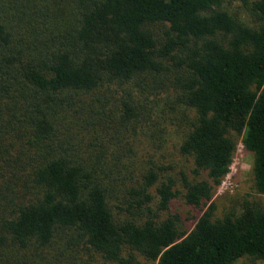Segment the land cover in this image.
Returning <instances> with one entry per match:
<instances>
[{"label":"trees","instance_id":"trees-1","mask_svg":"<svg viewBox=\"0 0 264 264\" xmlns=\"http://www.w3.org/2000/svg\"><path fill=\"white\" fill-rule=\"evenodd\" d=\"M174 119L189 167L125 163L126 130L160 147ZM239 142L264 194V0H0V264L57 240L121 264L264 261V206L213 217Z\"/></svg>","mask_w":264,"mask_h":264},{"label":"rangeland","instance_id":"rangeland-1","mask_svg":"<svg viewBox=\"0 0 264 264\" xmlns=\"http://www.w3.org/2000/svg\"><path fill=\"white\" fill-rule=\"evenodd\" d=\"M234 9H236L237 13L242 17L246 15L245 8L241 6L238 2H233L231 4ZM162 87L161 92L158 89H148L143 94V102L146 106L145 114L148 116L149 112V101H154V93H158L156 95V100L159 104H165V92ZM154 96V97H153ZM168 111L166 105L164 106ZM137 112L141 111V106H138L136 109ZM142 123L138 122L136 127L139 129ZM148 122L146 123L145 128H148ZM161 130H158V134L164 140V143L158 145V141L156 137L149 139L145 134L141 132L135 133L131 128L126 130L124 138L122 142L119 144L123 146L121 149L120 155H125L124 159L128 161L134 158H130L133 155L141 158V154L144 152H152L154 154V159L156 161L164 162V163H172L175 166V170H179L181 166H185L186 164L189 167V162L187 163L182 157L177 154V142H178V132L179 130L184 129L185 122L174 119L173 124H169L166 122H160ZM154 128V127H153ZM110 145H117V142L113 139L111 142L109 140ZM132 146L133 151L129 148ZM157 147V148H156ZM162 149H158L161 148ZM110 150H113L109 148ZM114 151V150H113ZM130 158V159H128ZM253 161V155L251 152L245 150L241 142L238 143L237 149L233 158V162L230 166L229 172L222 179L221 184L216 190L214 195V204L215 210L213 217H221L225 213L233 212L239 213L242 209V206L245 202L256 203L260 206H264V194L258 193L254 188L253 183V175L251 172V164ZM128 171H132L133 175L139 176V168L133 169L131 165H128ZM128 183V179H125L123 183L124 186ZM155 202V200H154ZM183 201L175 203L173 205L172 211H180L183 213L184 218H188L189 214L187 213V209L182 203ZM156 207V206H154ZM167 213H163L165 216ZM185 219V221H186ZM181 226L183 227L182 221H180ZM187 223V221H186ZM58 244L52 249L43 250L42 258L37 260V256H33L34 261H29L28 264H121L113 261L104 260L98 253L94 252L92 249H89L84 243L79 242V244L74 246L64 245L62 244V240H57ZM62 244V245H61ZM13 260V257L11 256ZM2 264H6L3 262ZM132 264H155L149 263L145 261L141 256L137 255L136 260L132 262ZM231 264H264V261L261 259H253L250 256H243L235 260Z\"/></svg>","mask_w":264,"mask_h":264}]
</instances>
